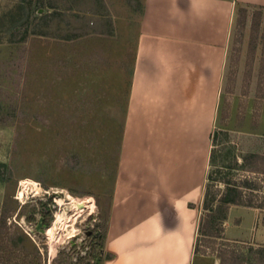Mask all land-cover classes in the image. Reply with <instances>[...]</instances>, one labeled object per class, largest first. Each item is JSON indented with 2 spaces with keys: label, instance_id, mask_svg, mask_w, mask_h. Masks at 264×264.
<instances>
[{
  "label": "rangeland",
  "instance_id": "1",
  "mask_svg": "<svg viewBox=\"0 0 264 264\" xmlns=\"http://www.w3.org/2000/svg\"><path fill=\"white\" fill-rule=\"evenodd\" d=\"M140 8V0H0V264H82L80 255L101 263ZM223 178L261 206L229 203L220 225L218 211L191 264H264L257 4L233 10L193 241L204 187L221 188Z\"/></svg>",
  "mask_w": 264,
  "mask_h": 264
},
{
  "label": "crops",
  "instance_id": "2",
  "mask_svg": "<svg viewBox=\"0 0 264 264\" xmlns=\"http://www.w3.org/2000/svg\"><path fill=\"white\" fill-rule=\"evenodd\" d=\"M140 1L100 264H191L233 10L264 0Z\"/></svg>",
  "mask_w": 264,
  "mask_h": 264
},
{
  "label": "trees",
  "instance_id": "3",
  "mask_svg": "<svg viewBox=\"0 0 264 264\" xmlns=\"http://www.w3.org/2000/svg\"><path fill=\"white\" fill-rule=\"evenodd\" d=\"M16 33V32H15ZM13 32V35L15 34ZM24 38V35L21 37V39ZM20 40V39H18ZM223 186L215 187L210 190V188L206 185L203 190V197H202V208L205 211V214H203L201 217H199L198 221V233L195 235V239L193 242V254H196L199 250L200 246V240L201 235L203 234L202 228L203 225H205L207 222H210L215 216H217V212H219V220L218 224H221V220L225 218V209L227 208L229 203H236V204H242V205H249L254 207H260L261 205L258 203H254L250 200H243L242 197L244 196L242 188L239 186L238 180H235L234 178H227L222 179ZM244 183H247V180H243ZM218 193V194H216ZM216 197V198H215ZM215 199V200H214ZM211 219V220H210ZM4 224V219H0V232L2 231ZM46 225V224H45ZM78 263L82 262V264H88V262H84V256L82 258V255H80L78 258ZM99 258H96L95 262L93 264H98Z\"/></svg>",
  "mask_w": 264,
  "mask_h": 264
},
{
  "label": "water",
  "instance_id": "4",
  "mask_svg": "<svg viewBox=\"0 0 264 264\" xmlns=\"http://www.w3.org/2000/svg\"><path fill=\"white\" fill-rule=\"evenodd\" d=\"M39 224H40V222L38 221V225H39ZM38 228H41V227L38 226Z\"/></svg>",
  "mask_w": 264,
  "mask_h": 264
},
{
  "label": "bare ground",
  "instance_id": "5",
  "mask_svg": "<svg viewBox=\"0 0 264 264\" xmlns=\"http://www.w3.org/2000/svg\"><path fill=\"white\" fill-rule=\"evenodd\" d=\"M89 210H90V208H89ZM44 230L46 231V228Z\"/></svg>",
  "mask_w": 264,
  "mask_h": 264
}]
</instances>
